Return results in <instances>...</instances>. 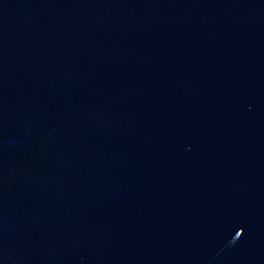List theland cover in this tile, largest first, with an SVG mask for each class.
Wrapping results in <instances>:
<instances>
[{
	"label": "water",
	"instance_id": "1",
	"mask_svg": "<svg viewBox=\"0 0 264 264\" xmlns=\"http://www.w3.org/2000/svg\"><path fill=\"white\" fill-rule=\"evenodd\" d=\"M0 264H264V0H0Z\"/></svg>",
	"mask_w": 264,
	"mask_h": 264
}]
</instances>
